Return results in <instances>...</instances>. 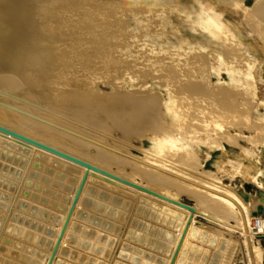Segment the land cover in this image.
<instances>
[{"label":"rangeland","instance_id":"374dc122","mask_svg":"<svg viewBox=\"0 0 264 264\" xmlns=\"http://www.w3.org/2000/svg\"><path fill=\"white\" fill-rule=\"evenodd\" d=\"M85 3L57 25L80 76L32 95L0 87V108L65 132L75 155L110 171L143 182L131 170L145 166L183 185L155 187L188 204L198 205L193 190L239 197L243 214L227 219L239 228L195 216L198 238L179 263L264 264V0ZM76 174L0 142V264L44 262ZM149 198L89 182L55 264H162L181 211Z\"/></svg>","mask_w":264,"mask_h":264},{"label":"bare ground","instance_id":"6f19581e","mask_svg":"<svg viewBox=\"0 0 264 264\" xmlns=\"http://www.w3.org/2000/svg\"><path fill=\"white\" fill-rule=\"evenodd\" d=\"M86 1L87 0H0V87H2L4 89L6 88V89L17 90L20 93V95L21 94L24 95L26 93L25 90H28L29 92L32 91V93H31V95H32L34 90H36L35 92H37L38 90H39V92L40 91L44 92V88L42 87L41 83L46 85V87H48V86L52 87V86H56V84H59V85L61 83L63 84V82L65 81L67 76H72L74 78V80L76 78H78V76H80V74L77 72H74L75 70L70 67L71 62L68 59L69 56L66 53L68 51V48L73 47V45L71 46L66 41V43L68 44V45H66L67 47L64 49L60 48V46H59L60 42H64V39H61L59 37V34H58L59 28L57 27V25H58V23H61L62 19H64L65 16H67V14H70L72 12L73 7L76 8L77 6L84 4ZM89 1H92V0H89ZM88 6H90L89 3H88ZM86 7H87V5H86ZM104 7H105V5H104ZM99 8H101V7H99ZM77 9H79V8H77ZM98 10H100V9H98ZM75 12H77V11H75ZM74 13H72V14H74ZM70 15H68V16H70ZM102 15H100V16H102ZM89 16H90V14H89ZM92 17H94V16H92ZM74 19H76V18H74ZM87 20H88V18H87ZM71 21H72V18H71ZM66 22H65V24H66ZM72 22H70V23H72ZM81 23L83 24V21ZM90 24H91V22H90ZM90 24L88 23V25H90ZM98 24L99 23H97V25ZM67 25H68V23H67ZM85 27H86V25H85ZM83 28H84V26H83ZM91 28H92V26H91ZM83 39L84 38H81V39L77 38V42L79 40L81 43V41ZM77 42H75V46L78 48H83L81 46V44L79 42L78 43ZM82 43H84V42H82ZM52 63L54 65H52ZM65 83H67V85H69V82L65 81L64 84ZM60 87H62V85H60ZM7 91L10 92V90H7ZM56 93H57V91H56ZM56 93H54V94H56ZM13 94H15V93H13ZM55 97H53V98H55ZM23 99H25V98H23ZM17 103H14L15 106ZM1 104L3 105V103H0V105ZM9 105H11V104H9ZM18 105L21 106L22 104L19 103ZM20 106H19V108H20ZM22 107H23V105H22ZM20 109H22V108H20ZM23 112H19L18 110H15L13 108L11 109V107H6V106L0 108V125H3L7 128L14 130V131H17L18 133H21V134L28 136L30 138L36 139L42 143L50 145L54 148H57L61 151L66 152L70 155L78 157L79 159L87 161V162H89V163H91L97 167H100L102 169H105V170H107V171H109V172H111V173H113L119 177L125 178L129 181H132V182H135V183H137L143 187L151 189V190L158 192L162 195H165L169 198L179 200L178 198H176V196H174V194H175L174 192H172L171 194H167L169 192L165 193V190L161 191L160 189L158 190L157 187H155L156 182H157V184L159 182L162 185L167 184L168 187L170 185H173V183H170L173 181H170L168 178L165 179V177H163V176L160 178V176L158 177L155 174H152L151 171L146 170L147 168H145V166H143L144 168L134 166L131 170V171H133V173L135 175H140V177L142 176L143 178H145L143 180H146V181H143V182L134 180L128 176L120 175V174H118L119 171H118V173L110 171L111 169L108 170L107 168L104 167V165L101 166V165L97 164L96 162H94L93 158L91 161V160H88L86 158H82L80 155L79 156L75 155L76 151L80 150V149L75 148L74 147L75 145L73 143H71L72 139H74V138L70 137L71 141L68 142L70 140V138L66 137L67 140L65 141L66 138L62 136V135H64L65 132L61 133L63 131L60 132L59 130H57V131L54 130L55 132L51 131L53 129V127H49V125L47 126L46 124H43V123L41 124V121H40V123H39V121L36 122L37 119H35V118L33 119V117H34L33 115H32L33 117L31 118L28 115H26V113H23ZM30 116H31V114H30ZM49 121H51V120H49ZM48 127L50 130L48 129ZM67 135H68V133H67ZM65 136H66V134H65ZM71 136H74V135H71ZM45 138L50 139V140H45ZM60 139L64 140L63 143L67 142V143H70L71 145L70 144H67V145L63 144L66 149L65 150H63L64 148L61 149L62 146L59 147L60 144L62 145V143L60 142L61 141ZM4 141H9V142H11V144H13V146H16V147L20 146L23 149H27V151L40 152V153H42V154H44L50 158L61 161L64 164H68L69 166L71 165L74 167V169L76 168V170H77L75 181L73 182V187L70 190L69 199L67 200V205L65 206V208L61 214L60 222L58 223V227L55 230V234L53 235V238L51 240L52 242L50 244V247L45 254V260L42 263V264H46L47 259L51 253V249H52L54 242L57 238V235L60 231L61 225L65 219L66 213H67L68 208L70 206V203L74 197L75 191L77 189V186L79 184V181L83 175L85 168L82 166H79L75 163H72L70 161H67L61 157L53 155L47 151L41 150L35 146L27 144V143H25L21 140H18L14 137H11L5 133L0 132V142L5 143ZM76 141H78V140H76ZM80 143L83 146L85 145L83 142H80ZM72 144L74 146H72ZM86 148H88V147H86ZM75 149H76V151H74ZM77 153H78V151H77ZM93 153L94 152H92V154ZM95 153H96V150H95ZM97 153H99V152H97ZM82 154H84V153H82ZM106 154H107V152H106ZM89 155H91V154H89ZM89 155H87V156H89ZM101 155H103V154H101ZM103 156H105V155H103ZM106 156L100 157V155H99V157L102 159V161H109V159H107ZM112 156L114 157V155H112ZM95 158H96V156H95ZM118 161H119V159H118ZM116 163H118V162H116ZM125 163H127V160ZM162 178H164L166 181ZM93 180L101 181L102 183H105L108 185L112 184V185H117L120 187H125L127 189L134 191L135 193L150 197L149 198L150 201H151V198H153V199H155L161 203H164L166 205H170V206L175 207L181 211L179 220L177 219V223L175 224L176 232H175L174 237H172L173 241L167 250L166 258L162 262V264H168L170 256L173 252V249H174V247L177 243V240L179 238V235L181 233L182 227L185 223L187 216L189 215V211L187 209H183L181 207L175 206L173 204H170L168 202H165L163 200H160L158 198L150 196V195H148L142 191H139L137 189H134L132 187H129L127 185L119 183L118 181H116L114 179H111L109 177H106L104 175H101V174L96 173V172L91 171V170H89V172H88L87 178L83 184L82 190L80 192L78 200L75 204V207L73 209V212L71 214V217L69 219L67 227H66L65 232L61 238L57 252H56L54 259H53L51 264L56 263L55 261H56V257H57L59 247L63 244L65 238L67 237V232L69 230V227L72 224L75 212H76L79 204L82 201V198H83V195L86 191L87 185L89 184V182H91ZM150 181L155 182V183L152 184V183H150ZM168 181H170V182L168 183ZM174 183H176V182H174ZM160 184H158V185H160ZM173 186H174V190L177 189L176 188L177 186L179 187L178 190L180 189V187L183 188V185L181 186L179 184L173 185ZM199 187H201V186H199ZM216 187H218V186H216ZM186 188L187 187H185V189ZM223 188L224 187H222V189ZM191 189H189V190L191 191ZM211 189H212L213 193L207 192V194H204V193L200 194V192L193 190L194 196L198 200V205L190 204L194 207L195 210L193 213L191 223L189 224L188 230L185 234L184 240H183L182 245L179 249V252H178V255H177V258H176L174 264L182 263L183 251L187 247L188 243H190L189 240H191V238H193V239L198 238V235H199L198 234V227L194 223L195 216H201V217H204L208 220L211 219V221L213 220L212 222L216 223L217 225H220V226H223V227H226L229 229H231V228L234 229L233 227L239 228V226H237L234 223L231 224L227 219H229L230 216L232 217L234 214H236V212L237 213L240 212L241 215L243 214L245 206H244V203L242 202V200H240V198L237 196L229 197V196H226L225 194H222V192H224V191H219L220 190L219 188L218 189L216 188V190H218L219 192L215 191V189L213 190V188H211ZM224 190H225V188H224ZM166 191H168V190L166 189ZM152 201L154 203V200H152ZM243 216L245 217V215H243ZM233 218H234V216H233ZM235 218H236V216H235ZM245 219L247 221L246 217H245ZM245 219H244V221H245ZM253 224H255V222H253ZM39 263H40V261H39Z\"/></svg>","mask_w":264,"mask_h":264},{"label":"water","instance_id":"95a60500","mask_svg":"<svg viewBox=\"0 0 264 264\" xmlns=\"http://www.w3.org/2000/svg\"><path fill=\"white\" fill-rule=\"evenodd\" d=\"M0 132L5 133V134H7V135H9L11 137H14V138H16L18 140H21V141H23V142H25L27 144L35 146V147H37V148H39L41 150L47 151V152H49V153H51L53 155L61 157V158L65 159V160H67V161H70L72 163H75V164L85 168V170L83 172V175H82V177H81V179L79 181V184L77 186V189L75 191L74 197H73V199H72V201L70 203V206L68 208V211L66 213L65 219H64V221H63V223L61 225L60 231H59V233L57 235V238H56V240L54 242V245H53V247L51 249V253H50V255H49L48 259H47V263L46 264H51L53 259H54V256H55V254L57 252V249H58V246L60 244L61 238H62V236H63V234L65 232V229L67 227V224H68L69 219L71 217V214L73 212L75 204H76V202L78 200V197H79L80 192L82 190L83 184H84V182H85V180L87 178L89 170L94 171L96 173H99L101 175H104L106 177H109L111 179H114V180L118 181L119 183H122L124 185L129 186V187H132V188L137 189L139 191H142V192H144V193H146V194H148L150 196H153L155 198H158L160 200H163V201L168 202L170 204H173L175 206L181 207L183 209H187L189 211V215L187 216V218L185 220V223H184V225L182 227V230H181V233H180L179 238L177 240V243H176V245H175V247L173 249V252H172V254L170 256V259H169V262H168V264H174L175 263V260L177 258L179 249H180V247L182 245V242L184 240L185 234H186V232L188 230L189 224L191 223V220H192V217H193V213H194L195 209H194V207L192 205L184 202L183 200H175V199L169 198V197H167L165 195H162V194H160L158 192H155V191H153L151 189L143 187V186H141V185H139V184H137L135 182H132V181H129V180L125 179V178L119 177V176H117V175H115V174H113V173H111V172H109V171H107L105 169L97 167V166H95V165H93V164H91V163H89L87 161L79 159L78 157L70 155V154H68V153H66L64 151H61V150H59L57 148H54V147H52L50 145L42 143V142H40V141H38L36 139L30 138V137L25 136V135H23L21 133H18L17 131H14V130H12L10 128H7V127H5L3 125H0ZM4 142H5L4 144H6L8 146H13V144H11V142H9V141H4ZM17 148H19L20 150H23V151H27V149H23L20 146L17 147ZM261 212H262L261 205H257L256 210L253 211L252 215H254V216L255 215H259V214H261Z\"/></svg>","mask_w":264,"mask_h":264},{"label":"crops","instance_id":"0c3cea01","mask_svg":"<svg viewBox=\"0 0 264 264\" xmlns=\"http://www.w3.org/2000/svg\"><path fill=\"white\" fill-rule=\"evenodd\" d=\"M197 217V216H196ZM256 243H257V245H258V247H259V236H257V238H256Z\"/></svg>","mask_w":264,"mask_h":264}]
</instances>
